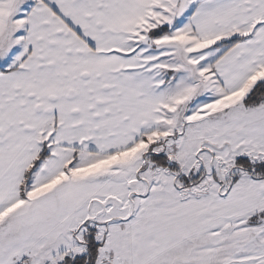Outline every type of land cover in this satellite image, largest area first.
<instances>
[{"label": "snow or ice", "instance_id": "obj_1", "mask_svg": "<svg viewBox=\"0 0 264 264\" xmlns=\"http://www.w3.org/2000/svg\"><path fill=\"white\" fill-rule=\"evenodd\" d=\"M0 264H264V0H0Z\"/></svg>", "mask_w": 264, "mask_h": 264}]
</instances>
